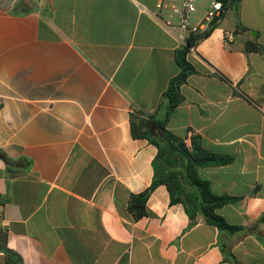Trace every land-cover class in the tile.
<instances>
[{
  "label": "crops",
  "instance_id": "obj_1",
  "mask_svg": "<svg viewBox=\"0 0 264 264\" xmlns=\"http://www.w3.org/2000/svg\"><path fill=\"white\" fill-rule=\"evenodd\" d=\"M156 3L0 0V245L20 264H264V0L224 9L188 50L195 73L164 126L231 158L198 176L236 198L216 213L238 229L191 220L164 185L145 216L127 210L157 154L131 118L157 139L178 72Z\"/></svg>",
  "mask_w": 264,
  "mask_h": 264
},
{
  "label": "trees",
  "instance_id": "obj_2",
  "mask_svg": "<svg viewBox=\"0 0 264 264\" xmlns=\"http://www.w3.org/2000/svg\"><path fill=\"white\" fill-rule=\"evenodd\" d=\"M217 1L221 2L223 10L232 7L235 14L237 13L239 0ZM199 39L197 35H191L186 39L184 46L175 50L174 60L178 72L169 80L162 95L165 103L164 118L153 121L159 131L158 138L150 137L149 129L144 128L146 126L145 121L138 120L135 123L131 118V135L134 138L147 139L156 147L157 154L152 161L153 180L151 184L143 192L130 197L127 210L135 220L145 216V203L149 194L157 186L164 185L169 194L170 203L182 204L191 220L198 214L204 218L207 224L215 226L219 230L234 231L238 227L229 225L216 213V210L235 201L236 198L214 194L210 190L209 182L198 176V169L227 165L231 162V158L203 149L197 137H191L189 145H186L183 138H179L164 129L169 115L182 101L180 87L189 75L195 73V69L187 61L186 55L189 48L196 45ZM246 49L258 51L260 47L257 44H247ZM0 157L4 158L2 153H0ZM0 251L5 254V264H20L18 256L7 250L2 244Z\"/></svg>",
  "mask_w": 264,
  "mask_h": 264
},
{
  "label": "built area",
  "instance_id": "obj_3",
  "mask_svg": "<svg viewBox=\"0 0 264 264\" xmlns=\"http://www.w3.org/2000/svg\"><path fill=\"white\" fill-rule=\"evenodd\" d=\"M200 2L201 0H157L151 16L167 34L176 38L181 47L191 35H197L199 41L203 39L214 26L210 23L215 18L221 17L223 12L221 2L209 0L208 4L199 10ZM224 36L225 39L231 38L229 32H225ZM193 47L194 45L189 50ZM3 221L2 209H0V222Z\"/></svg>",
  "mask_w": 264,
  "mask_h": 264
},
{
  "label": "water",
  "instance_id": "obj_4",
  "mask_svg": "<svg viewBox=\"0 0 264 264\" xmlns=\"http://www.w3.org/2000/svg\"><path fill=\"white\" fill-rule=\"evenodd\" d=\"M221 15H222V14H221ZM221 15H220V16H221ZM218 19H219V18H215V19L210 23V25H211V26L215 25V23L218 21Z\"/></svg>",
  "mask_w": 264,
  "mask_h": 264
}]
</instances>
